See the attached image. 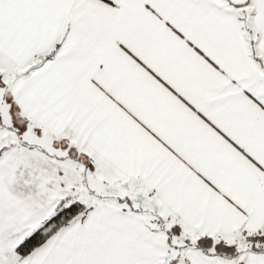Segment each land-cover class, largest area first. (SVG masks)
Returning a JSON list of instances; mask_svg holds the SVG:
<instances>
[{
	"label": "snow or ice",
	"instance_id": "6c2138e0",
	"mask_svg": "<svg viewBox=\"0 0 264 264\" xmlns=\"http://www.w3.org/2000/svg\"><path fill=\"white\" fill-rule=\"evenodd\" d=\"M0 264H264V0H0Z\"/></svg>",
	"mask_w": 264,
	"mask_h": 264
}]
</instances>
